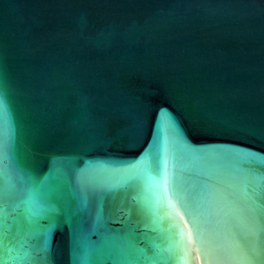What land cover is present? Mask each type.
Listing matches in <instances>:
<instances>
[{
	"label": "water",
	"instance_id": "obj_1",
	"mask_svg": "<svg viewBox=\"0 0 264 264\" xmlns=\"http://www.w3.org/2000/svg\"><path fill=\"white\" fill-rule=\"evenodd\" d=\"M0 51L19 144L37 178L69 161L79 169L136 163L161 112L174 118L186 143L216 157L203 166L235 171L227 153L210 150L244 149L259 155L252 166L264 174V0H0ZM208 113L229 130H212ZM137 114L146 133L130 146L126 129ZM152 192L160 196L156 231L138 233L134 243L148 254L153 242L172 243L170 264H205L188 217L169 209L158 187ZM136 195L151 194L133 181L116 200L141 220ZM106 211L115 209L109 203ZM206 227L227 248L237 222L209 220ZM50 249L52 264H74L63 220ZM220 264H228L226 253Z\"/></svg>",
	"mask_w": 264,
	"mask_h": 264
},
{
	"label": "snow or ice",
	"instance_id": "obj_2",
	"mask_svg": "<svg viewBox=\"0 0 264 264\" xmlns=\"http://www.w3.org/2000/svg\"><path fill=\"white\" fill-rule=\"evenodd\" d=\"M10 87L0 51V264H52L51 236L61 220L72 232L74 264H170L176 259L174 244L153 242L152 254H148L134 243L138 233L156 231L155 206L160 196L152 192L153 186L162 191L169 209L177 215L183 212L181 219L188 217L201 242L205 264H220L225 253L228 264H264V174L252 166L260 162L257 153L214 147L210 151L227 153L238 168L205 167L201 161L216 157L209 156L207 148L186 143L174 118L161 112L151 143L136 163L79 169L69 161L37 178L19 144L21 123L11 106ZM219 120L216 113L207 114L212 130L228 131L227 123L216 126ZM145 133L143 116H132L126 129L130 146L139 143ZM133 181L151 194L131 198L141 220H133L132 209L116 200ZM109 203L115 212L106 211ZM85 212L87 221L81 218ZM146 219H151L153 227ZM209 220L237 222L227 248L218 234L207 229ZM85 223L90 226L85 228ZM113 224L121 227H110ZM172 228L177 229L176 235H183L178 225Z\"/></svg>",
	"mask_w": 264,
	"mask_h": 264
}]
</instances>
